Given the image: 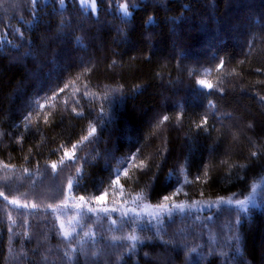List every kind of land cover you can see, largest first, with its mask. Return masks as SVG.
<instances>
[{"label":"trees","instance_id":"1","mask_svg":"<svg viewBox=\"0 0 264 264\" xmlns=\"http://www.w3.org/2000/svg\"><path fill=\"white\" fill-rule=\"evenodd\" d=\"M96 4L0 0V264H264V0Z\"/></svg>","mask_w":264,"mask_h":264},{"label":"rangeland","instance_id":"2","mask_svg":"<svg viewBox=\"0 0 264 264\" xmlns=\"http://www.w3.org/2000/svg\"><path fill=\"white\" fill-rule=\"evenodd\" d=\"M79 4L82 5L83 7L88 8L89 10H91L94 14H98V8H97V4H96V0H78ZM126 5V7H124L123 9H118L117 12H119L120 14L127 16V17H131L133 14V10L131 9V7L126 4V3H121ZM13 172V170H12ZM9 173L11 174V171L7 173V175H9ZM7 177V176H6ZM6 179V178H5ZM5 181V180H4ZM127 199H125L123 197L122 194H120L119 196L116 195H112L110 198L105 199V201L102 202V206L98 211H102L105 209H119L121 212L124 213H128V207H131V212H134L133 215L139 214V213H143L146 215H152L151 217H158V216H162L164 214H167L171 211L176 212L177 206L175 207H163V205L161 204H152L148 201H140L137 198H134L131 202H139V203H131L126 201ZM236 205L238 208L242 205L241 201H237V200H233V199H221L218 200L216 202L217 207L220 205ZM135 205V206H134ZM148 225H153L152 223H150L149 221H141L139 226L140 228H144ZM61 230L62 233L66 236V237H71L73 235H78L80 237V239L86 237V234L84 233V231H82L81 228L79 229H75V227L73 226V222H72V218L67 217L66 219H61ZM88 235V234H87ZM130 235V234H129ZM128 235V236H129ZM154 259L156 261H162V259L157 256L154 257Z\"/></svg>","mask_w":264,"mask_h":264},{"label":"snow or ice","instance_id":"3","mask_svg":"<svg viewBox=\"0 0 264 264\" xmlns=\"http://www.w3.org/2000/svg\"><path fill=\"white\" fill-rule=\"evenodd\" d=\"M201 83H203V82H201ZM208 87H209V88H211V87H212V85H210V84H209V85H208ZM165 119H166V118H165Z\"/></svg>","mask_w":264,"mask_h":264}]
</instances>
